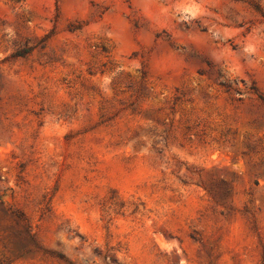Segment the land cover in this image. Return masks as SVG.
Returning a JSON list of instances; mask_svg holds the SVG:
<instances>
[{"label":"rangeland","instance_id":"rangeland-1","mask_svg":"<svg viewBox=\"0 0 264 264\" xmlns=\"http://www.w3.org/2000/svg\"><path fill=\"white\" fill-rule=\"evenodd\" d=\"M0 195V264H264V0H0Z\"/></svg>","mask_w":264,"mask_h":264},{"label":"trees","instance_id":"trees-1","mask_svg":"<svg viewBox=\"0 0 264 264\" xmlns=\"http://www.w3.org/2000/svg\"><path fill=\"white\" fill-rule=\"evenodd\" d=\"M1 197L2 196L0 195V204L2 205L3 202L1 200ZM2 209H4L5 216H10V218L13 219V221L15 222L16 226L13 227V231L11 232V234L16 239L18 256L33 251L38 252L40 250V247L35 241L34 234L31 232V225L29 220L23 217V215L18 211L9 212V210L6 208H2ZM44 253H49L50 255H53V257H55L56 259L66 262V264H73L62 253L59 252L54 253V252H46V251H44Z\"/></svg>","mask_w":264,"mask_h":264}]
</instances>
